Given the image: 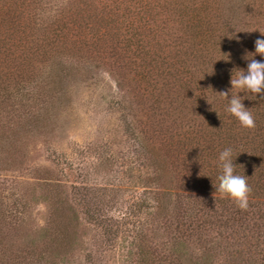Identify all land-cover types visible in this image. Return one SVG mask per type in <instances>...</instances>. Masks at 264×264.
I'll use <instances>...</instances> for the list:
<instances>
[{
    "label": "trees",
    "instance_id": "16d2710c",
    "mask_svg": "<svg viewBox=\"0 0 264 264\" xmlns=\"http://www.w3.org/2000/svg\"><path fill=\"white\" fill-rule=\"evenodd\" d=\"M225 1L0 0V108L19 97L34 100L36 86L27 85H49L56 67L108 66L120 75L118 83L129 81L150 97L152 118H167L161 129H141L148 139L151 132L175 169V185L160 186L151 215L169 214L166 203L176 199L171 216L180 236L174 238L177 246L179 240L199 244L193 264H217L222 254L224 264H264V101L244 100L255 120L244 128L225 112L228 98L216 93L231 87V71L244 68L245 51L254 52L264 7L253 4L255 22L238 29ZM229 147L236 173L251 188L246 210L213 197L218 156ZM133 247L132 264H184L176 249L168 255L152 247L145 229L134 235ZM2 252L0 264H11Z\"/></svg>",
    "mask_w": 264,
    "mask_h": 264
},
{
    "label": "rangeland",
    "instance_id": "374dc122",
    "mask_svg": "<svg viewBox=\"0 0 264 264\" xmlns=\"http://www.w3.org/2000/svg\"><path fill=\"white\" fill-rule=\"evenodd\" d=\"M225 2L238 29L255 22L253 4L264 7V0ZM53 76L49 85H27L36 86L34 100L0 108V250L11 264H132L134 235L145 229L152 247L176 249L193 264L199 244L177 246L174 238L176 199L166 203L169 214L151 215L160 186L175 185V169L141 129H161L167 118H152L150 97L118 83L120 75L100 62L56 67Z\"/></svg>",
    "mask_w": 264,
    "mask_h": 264
},
{
    "label": "clouds",
    "instance_id": "9594fccd",
    "mask_svg": "<svg viewBox=\"0 0 264 264\" xmlns=\"http://www.w3.org/2000/svg\"><path fill=\"white\" fill-rule=\"evenodd\" d=\"M260 33L261 37L254 41V52L246 50L242 56V59L247 62L246 69H233L229 82L231 87L226 91L216 92L220 96L228 98L225 112L235 117L240 126L244 128L255 126L252 112L250 108L245 107L244 100H257L259 98L264 101V59L257 60L255 58L257 55L264 57V33ZM241 93L244 95H241ZM208 103L214 110L213 105L209 101ZM200 157L201 155L197 159L201 164ZM218 161L220 169L217 176L218 182L213 183L212 181L214 199L217 195L221 198H228L239 209L246 210L249 206L251 188L247 183L246 176L235 171L237 165L233 162V150L230 147L225 148L219 153Z\"/></svg>",
    "mask_w": 264,
    "mask_h": 264
}]
</instances>
